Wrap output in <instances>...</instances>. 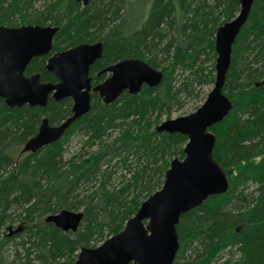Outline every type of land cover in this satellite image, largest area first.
I'll return each instance as SVG.
<instances>
[{"label": "trees", "instance_id": "obj_1", "mask_svg": "<svg viewBox=\"0 0 264 264\" xmlns=\"http://www.w3.org/2000/svg\"><path fill=\"white\" fill-rule=\"evenodd\" d=\"M239 11V0H0L2 25L58 26L52 53L102 41L94 85L126 58L164 74L158 86L108 104L92 92L89 112L36 152L22 148L44 117L53 125L71 115L72 99L9 107L0 97V264H76L82 247L124 228L184 157L188 137L156 127L214 83L216 32ZM48 56L34 58L26 75L56 82ZM224 93L233 108L210 130L230 186L182 214L173 264H264V0H254L236 39ZM77 135L84 141L67 152ZM63 209L82 211L75 232L45 220Z\"/></svg>", "mask_w": 264, "mask_h": 264}, {"label": "water", "instance_id": "obj_2", "mask_svg": "<svg viewBox=\"0 0 264 264\" xmlns=\"http://www.w3.org/2000/svg\"><path fill=\"white\" fill-rule=\"evenodd\" d=\"M87 5L89 0H77ZM240 11L222 24L215 36V81L204 103L194 112L169 118L158 132L188 137L184 157L174 158L160 189L147 197L124 228L97 247H82L76 264H173L180 248L177 225L182 214L203 204L210 196L224 194L230 186L228 175L214 157L216 134L210 128L222 122L233 104L224 93L233 46L245 25L254 0H239ZM58 26L0 24V97L9 107H45L49 97L56 101L71 98L72 113L59 124L44 117L38 132L22 152H36L59 140L91 108V94L97 92L105 103L114 102L123 92L138 94L144 85L156 87L163 71L140 58H126L104 68L109 76L93 85L91 66L103 55V42L82 43L52 53ZM49 55L45 68L57 77L44 82L40 73L26 75L32 60ZM82 211L63 209L45 220L63 231L75 232ZM17 229L16 231H18ZM12 233V230H10Z\"/></svg>", "mask_w": 264, "mask_h": 264}, {"label": "rangeland", "instance_id": "obj_3", "mask_svg": "<svg viewBox=\"0 0 264 264\" xmlns=\"http://www.w3.org/2000/svg\"><path fill=\"white\" fill-rule=\"evenodd\" d=\"M216 61V60H215ZM109 76V73H107V77ZM106 77V78H107ZM214 86V83L211 85H206L204 87V91L202 92L201 95H199L198 97H189L187 99H185V102L183 104V106L179 109H176L173 111L171 118H176L179 116H183V115H187L190 114L194 111H196L206 100L208 93L212 90ZM166 120V119H164ZM162 120V121H164ZM82 135H77V136H73L69 142L67 143V152H74L77 148H79L81 146L82 141H84V139H82Z\"/></svg>", "mask_w": 264, "mask_h": 264}, {"label": "flooded vegetation", "instance_id": "obj_4", "mask_svg": "<svg viewBox=\"0 0 264 264\" xmlns=\"http://www.w3.org/2000/svg\"><path fill=\"white\" fill-rule=\"evenodd\" d=\"M102 72V71H101ZM92 82H93V80H92ZM94 85V84H93Z\"/></svg>", "mask_w": 264, "mask_h": 264}]
</instances>
